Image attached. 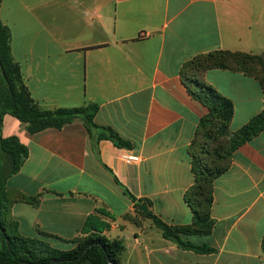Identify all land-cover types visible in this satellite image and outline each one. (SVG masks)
I'll use <instances>...</instances> for the list:
<instances>
[{
	"label": "crops",
	"instance_id": "crops-1",
	"mask_svg": "<svg viewBox=\"0 0 264 264\" xmlns=\"http://www.w3.org/2000/svg\"><path fill=\"white\" fill-rule=\"evenodd\" d=\"M20 3V23L14 6L16 15L6 6L3 16V0L0 19L10 29L12 55L32 98L50 110L96 103L95 122L133 145L130 150L103 140L95 150L79 119L31 135L24 123L5 115L2 136H17L29 150L6 183L17 198L11 216L20 234L72 240L89 215L105 208L114 216L106 237L125 246L122 264H264V131L235 151L215 181L211 234L186 237L214 252L181 248L138 210L147 203L169 226L193 223L185 201L194 183L189 147L208 109L190 96L181 70L194 56L214 50L263 53L264 0ZM18 41L21 61L13 46ZM205 79L234 103L231 132L264 110V90L255 78L212 69ZM127 151L141 161L125 162Z\"/></svg>",
	"mask_w": 264,
	"mask_h": 264
},
{
	"label": "trees",
	"instance_id": "trees-1",
	"mask_svg": "<svg viewBox=\"0 0 264 264\" xmlns=\"http://www.w3.org/2000/svg\"><path fill=\"white\" fill-rule=\"evenodd\" d=\"M212 69L230 70L255 78L264 90V52L253 54L214 50L198 54L187 61L181 70L182 82L190 96L208 109L189 147L194 183L186 191L185 201L193 210L194 220L188 226H169L151 210L148 213L139 211L162 230L166 239L183 249L198 253H211L214 249L208 245H195L186 237L211 234L215 181L229 169L235 151L264 131L263 110L238 131L231 132L234 103L207 83L205 75ZM0 70V264H109L108 259L113 264H122L125 246L121 240L106 237L105 233L110 230L114 216L105 208H97L89 215L81 236L72 240H63L46 233L35 238L20 234L19 224L11 216V206L17 198H13L6 183L21 170L29 157V150L17 136L4 138L2 128L7 114L24 123L31 135L47 129L60 130L79 119L95 150L103 140L130 150L133 148L132 143L123 139L113 128L95 122L99 110L96 103L54 110L41 108L23 81L21 67L12 55L10 29L1 19ZM114 179L128 197L137 200L116 177ZM20 198L30 204H37V199ZM57 241L70 246L61 248L56 244ZM262 247L264 251V237Z\"/></svg>",
	"mask_w": 264,
	"mask_h": 264
},
{
	"label": "rangeland",
	"instance_id": "rangeland-1",
	"mask_svg": "<svg viewBox=\"0 0 264 264\" xmlns=\"http://www.w3.org/2000/svg\"><path fill=\"white\" fill-rule=\"evenodd\" d=\"M20 1L21 0H3V2H4L3 16L5 17L6 14L8 13L7 10H6V6L8 7V11L9 12H12V14L16 15V12L14 11V7H15V9L18 10L17 17H18V23H20V12H21V3H20ZM19 27H20V24H19ZM13 46H14V52H15L16 59L18 61H21L22 51H23L22 44L18 41V43L15 42ZM0 74H1V72H0ZM64 246H65V248H67V245H64Z\"/></svg>",
	"mask_w": 264,
	"mask_h": 264
},
{
	"label": "built area",
	"instance_id": "built-area-1",
	"mask_svg": "<svg viewBox=\"0 0 264 264\" xmlns=\"http://www.w3.org/2000/svg\"><path fill=\"white\" fill-rule=\"evenodd\" d=\"M123 160L127 163H139L141 161V157L132 152H125L122 156Z\"/></svg>",
	"mask_w": 264,
	"mask_h": 264
},
{
	"label": "water",
	"instance_id": "water-1",
	"mask_svg": "<svg viewBox=\"0 0 264 264\" xmlns=\"http://www.w3.org/2000/svg\"><path fill=\"white\" fill-rule=\"evenodd\" d=\"M138 210L144 213H148L149 212V207L147 203H143L138 207ZM109 264H113L111 259H108Z\"/></svg>",
	"mask_w": 264,
	"mask_h": 264
}]
</instances>
